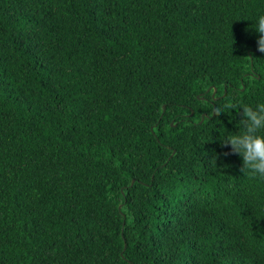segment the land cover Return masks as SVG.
I'll list each match as a JSON object with an SVG mask.
<instances>
[{
    "label": "trees",
    "instance_id": "trees-1",
    "mask_svg": "<svg viewBox=\"0 0 264 264\" xmlns=\"http://www.w3.org/2000/svg\"><path fill=\"white\" fill-rule=\"evenodd\" d=\"M258 14L0 0V264H264V177L220 141L264 102Z\"/></svg>",
    "mask_w": 264,
    "mask_h": 264
},
{
    "label": "clouds",
    "instance_id": "clouds-1",
    "mask_svg": "<svg viewBox=\"0 0 264 264\" xmlns=\"http://www.w3.org/2000/svg\"><path fill=\"white\" fill-rule=\"evenodd\" d=\"M256 33V47L264 53V14H258L253 26ZM235 106V105H234ZM223 105H217V111H223ZM241 118L238 121V131L230 132L220 139L221 147L241 157L239 171L251 175L264 177V102L255 104H240Z\"/></svg>",
    "mask_w": 264,
    "mask_h": 264
},
{
    "label": "water",
    "instance_id": "water-1",
    "mask_svg": "<svg viewBox=\"0 0 264 264\" xmlns=\"http://www.w3.org/2000/svg\"><path fill=\"white\" fill-rule=\"evenodd\" d=\"M216 90V89H215ZM166 105H164V107H165Z\"/></svg>",
    "mask_w": 264,
    "mask_h": 264
}]
</instances>
